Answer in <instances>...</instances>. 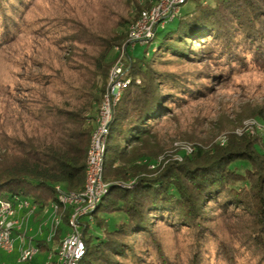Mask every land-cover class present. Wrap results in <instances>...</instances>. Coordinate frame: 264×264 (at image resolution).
<instances>
[{"label":"trees","instance_id":"trees-1","mask_svg":"<svg viewBox=\"0 0 264 264\" xmlns=\"http://www.w3.org/2000/svg\"><path fill=\"white\" fill-rule=\"evenodd\" d=\"M35 1L0 0V48L24 31V15ZM128 1L138 14L122 32L73 23L76 32L68 41L92 48V54L80 57L83 67L70 68L81 72L74 93L50 91L56 75H33L42 92L29 89L31 96L3 124L11 133L0 132L1 197L28 198L41 214L57 203V186L67 192L83 189L88 147L109 82L110 52L127 40L126 27L141 10L159 0ZM189 1L192 7L175 17V26L167 28L175 18L168 20L159 27L165 29L160 37L158 28L144 43L143 55L136 59L131 53L126 62L130 83L113 108L105 143L103 179L109 186L96 209L80 220L87 250L77 264H264V135L232 132L223 145L200 139L203 144L179 161L167 155L158 129L175 110L214 93L213 82L222 86L241 73L264 72V0ZM74 48L70 58L79 55ZM62 82L70 86L67 79ZM250 116L264 123V105H256ZM214 205L222 216L234 215L229 240L211 222ZM60 211L63 225L53 240L36 239L41 252L57 253L69 230L71 207ZM116 213L120 217L110 219ZM161 225L188 234L183 259L160 239ZM94 229L100 233L94 235ZM0 264L8 262L0 256ZM14 264L45 263L16 259Z\"/></svg>","mask_w":264,"mask_h":264},{"label":"rangeland","instance_id":"rangeland-1","mask_svg":"<svg viewBox=\"0 0 264 264\" xmlns=\"http://www.w3.org/2000/svg\"><path fill=\"white\" fill-rule=\"evenodd\" d=\"M157 3L150 8L142 9L136 20L128 24L126 27L127 40L117 44L110 52L109 73L119 59L128 61L131 53L136 59L143 55L146 44L137 43L132 49L127 42L136 23L141 19L142 13L151 11ZM190 7H192V2L189 1L181 6L180 12ZM137 14L138 11L128 0H36L24 15V31L15 40L0 48V132L11 133L7 127L12 119L10 111L19 109V102L26 101L27 97L31 96L28 94L29 89L41 91L40 86L33 83L34 74H43L48 77L56 75L51 77L55 83L49 87L50 91L60 92L64 89L65 97L74 93V88L78 85L74 81H77L75 78H78L81 72L70 68L83 67L85 63L80 57L92 54V48L86 44H73L68 41L70 38L68 35L76 32L74 22L85 24L92 31L101 29L104 33L107 31L122 32L126 22L132 21ZM177 21L178 17L168 22L167 28L175 26ZM92 22L99 23L98 26L95 25L97 28L90 25ZM164 30L159 28L157 37H160ZM60 36L64 38L60 40L53 38ZM71 47H75L74 49L79 54L77 58H70ZM65 57H69L70 60L64 61ZM62 79H67L70 86H66L68 83L62 82ZM212 86L216 89L214 93L205 99L192 102L181 110H175L171 117L163 118L159 122L158 129L161 130L162 135H165L162 142L167 148L168 156L181 161L183 153L192 154L199 144L215 142L225 144L232 132L240 135L244 132L251 134L258 132L264 135V123L250 116L256 105H264L263 71L241 73L233 76L222 86H216L214 82ZM56 95L59 99H63L61 95ZM6 122L7 125L4 127L3 124ZM12 123L14 124V121ZM200 139H205V142L202 141V143ZM156 162H163L162 158H158ZM50 208L51 205L41 214H38V210L36 211L30 220L32 230H29V236H34L36 239L47 237L49 228H46L41 237L36 236L35 233L39 225L44 226L48 223L49 226L51 224L53 213L51 210H46ZM218 208L215 205L211 207L209 211L211 222H214L219 234L229 240L234 236L229 218L234 215L224 217ZM109 217L116 220L120 216L116 213L109 214ZM237 222L238 220H234L231 225ZM93 233L97 235L100 231L94 229ZM158 234L176 257L182 259L185 257L186 248L189 246L186 231L178 232L167 225H161L158 227ZM50 254L51 251L41 252L40 250L34 261L45 263ZM0 256L8 264H14L17 259L16 251L11 254L0 251Z\"/></svg>","mask_w":264,"mask_h":264},{"label":"built area","instance_id":"built-area-1","mask_svg":"<svg viewBox=\"0 0 264 264\" xmlns=\"http://www.w3.org/2000/svg\"><path fill=\"white\" fill-rule=\"evenodd\" d=\"M183 0H159L157 5L149 12L144 11L141 19L136 23L130 34L127 45L134 48L135 44L146 43L154 36V27L164 19L163 25L179 14V4ZM126 62L119 59L109 73V82L99 113L95 122V128L91 135L86 160V180L80 191L67 192L57 186V203H52L50 209L53 220L39 225L35 235L41 237L45 228H49L47 240L52 241L58 227L63 222L60 206L71 207L68 218L69 230L61 240L57 253L48 256V264L53 259L55 264H77L85 255L86 248L83 240V232L80 220L87 217L100 203L107 192V183L103 179L105 143L109 124L113 116V108L119 102L122 92L130 83L126 78L128 68ZM38 210L37 204L20 195H12L9 198L0 196V250L11 254L16 251L17 261L20 263L34 261L39 253L36 238L29 236L30 220Z\"/></svg>","mask_w":264,"mask_h":264},{"label":"water","instance_id":"water-1","mask_svg":"<svg viewBox=\"0 0 264 264\" xmlns=\"http://www.w3.org/2000/svg\"><path fill=\"white\" fill-rule=\"evenodd\" d=\"M185 1L186 0H183V2H181L180 4H179V11L181 10V6L185 3ZM163 21H164V19L162 18V19H160V21L155 25V27H154V33H155V31L159 28V27H161V24L163 23ZM157 166V164H152V165H150V167L151 168H155ZM132 184H133V181H131L130 183H128L127 185H130V186H132ZM121 185H126V184H124V183H121ZM109 186V184H107V187ZM83 232V231H82ZM83 240H84V233H83ZM84 244H85V240H84ZM85 248H86V244H85ZM87 250V249H86Z\"/></svg>","mask_w":264,"mask_h":264}]
</instances>
